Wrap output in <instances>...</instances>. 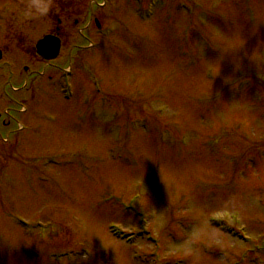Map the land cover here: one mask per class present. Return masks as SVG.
Here are the masks:
<instances>
[{
  "label": "rangeland",
  "instance_id": "1",
  "mask_svg": "<svg viewBox=\"0 0 264 264\" xmlns=\"http://www.w3.org/2000/svg\"><path fill=\"white\" fill-rule=\"evenodd\" d=\"M62 1L0 0L2 92L27 111L0 138V264H193L189 242L199 264H264V0H107L47 63ZM142 216L158 245L111 237Z\"/></svg>",
  "mask_w": 264,
  "mask_h": 264
},
{
  "label": "flooded vegetation",
  "instance_id": "2",
  "mask_svg": "<svg viewBox=\"0 0 264 264\" xmlns=\"http://www.w3.org/2000/svg\"><path fill=\"white\" fill-rule=\"evenodd\" d=\"M81 0H68V1H62L61 2V18L57 21V25L50 31L51 36H55L60 40L61 43V52L63 51L64 45L68 44V42L71 41V39H75L82 45L84 42L89 40V32L92 28V24L95 25L96 28H100V24L98 22L99 18H101V14H97V18H94V7H102L103 9L107 8L108 2L107 0H102V4H98L97 1L92 0L90 4V10H80L79 4ZM89 13V15H88ZM98 15H100L98 17ZM74 19L73 27L70 26V22ZM82 25V26H81ZM81 26V27H80ZM76 27H80L78 29V34H76V38H72L73 30ZM80 45H74L72 47V52H70V55H74V50H80L83 49ZM77 54V52H76ZM77 56V55H75ZM3 68V71L7 72V76L4 74L0 75V96L2 95L7 103L4 107H0V138H2L5 134H9L11 137L12 135H16V130L14 129L17 119V115H20L19 118L23 115V111L18 112L15 109V103L14 100L16 99V93H13V96L6 98L3 95L2 89L5 85L6 80L9 78L8 71H10L11 65L9 64L7 68H4L2 63L0 62V68ZM27 70V71H26ZM24 72L26 73V76L31 75V72H28V68L24 69ZM7 78H6V77ZM24 77L18 78V75L14 72L11 73V79L13 82L19 83L20 87L22 86V82H24ZM10 79V78H9ZM21 90L19 91V93ZM11 108L15 109V112L11 111ZM7 109L6 111H4Z\"/></svg>",
  "mask_w": 264,
  "mask_h": 264
},
{
  "label": "clouds",
  "instance_id": "3",
  "mask_svg": "<svg viewBox=\"0 0 264 264\" xmlns=\"http://www.w3.org/2000/svg\"><path fill=\"white\" fill-rule=\"evenodd\" d=\"M52 7V0H30V3L28 5L29 13L31 15L36 16H44L47 15L50 8ZM205 238L208 242H210L214 237L212 234L205 233L203 236L198 233L196 236V239ZM185 252H192L193 253V264H199V253L198 251L194 250L191 247V242L189 244L185 245Z\"/></svg>",
  "mask_w": 264,
  "mask_h": 264
},
{
  "label": "water",
  "instance_id": "4",
  "mask_svg": "<svg viewBox=\"0 0 264 264\" xmlns=\"http://www.w3.org/2000/svg\"><path fill=\"white\" fill-rule=\"evenodd\" d=\"M60 41L53 37H46L36 47L37 55L45 61L55 60L60 53ZM1 59V53H0Z\"/></svg>",
  "mask_w": 264,
  "mask_h": 264
},
{
  "label": "bare ground",
  "instance_id": "5",
  "mask_svg": "<svg viewBox=\"0 0 264 264\" xmlns=\"http://www.w3.org/2000/svg\"><path fill=\"white\" fill-rule=\"evenodd\" d=\"M97 49V48H96ZM70 101H72V100H70Z\"/></svg>",
  "mask_w": 264,
  "mask_h": 264
}]
</instances>
